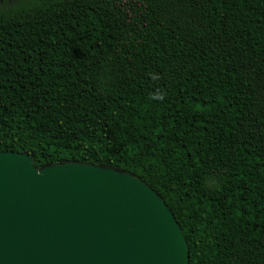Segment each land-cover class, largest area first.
<instances>
[{"label":"trees","instance_id":"16d2710c","mask_svg":"<svg viewBox=\"0 0 264 264\" xmlns=\"http://www.w3.org/2000/svg\"><path fill=\"white\" fill-rule=\"evenodd\" d=\"M0 151L129 172L188 264H264V0H0Z\"/></svg>","mask_w":264,"mask_h":264},{"label":"water","instance_id":"95a60500","mask_svg":"<svg viewBox=\"0 0 264 264\" xmlns=\"http://www.w3.org/2000/svg\"><path fill=\"white\" fill-rule=\"evenodd\" d=\"M0 264H188L162 198L102 164L0 151Z\"/></svg>","mask_w":264,"mask_h":264}]
</instances>
